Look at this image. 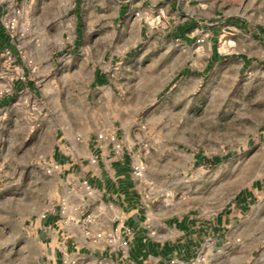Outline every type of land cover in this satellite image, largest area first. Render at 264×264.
Here are the masks:
<instances>
[{
  "label": "rangeland",
  "instance_id": "rangeland-1",
  "mask_svg": "<svg viewBox=\"0 0 264 264\" xmlns=\"http://www.w3.org/2000/svg\"><path fill=\"white\" fill-rule=\"evenodd\" d=\"M123 4L0 0L8 36L0 47V99L6 98L0 104V264H43L34 222L59 205L71 207L73 195L63 192L47 161L60 129L85 125L126 129L145 168L142 189L157 210L212 219L239 196L252 197L234 245L213 248L209 241L186 263L264 264V221L260 240L252 239L250 226L253 216L264 217V47L235 27L220 41L192 39L186 49L166 28L130 35L129 16L115 20ZM207 11L209 23L222 14L264 25V0H210ZM211 42L221 56L209 58ZM98 68L108 82L96 84ZM85 217L90 225L91 215ZM244 242L241 259H230ZM69 264L111 263L86 252Z\"/></svg>",
  "mask_w": 264,
  "mask_h": 264
},
{
  "label": "crops",
  "instance_id": "crops-1",
  "mask_svg": "<svg viewBox=\"0 0 264 264\" xmlns=\"http://www.w3.org/2000/svg\"><path fill=\"white\" fill-rule=\"evenodd\" d=\"M121 2L124 4L115 20L121 15L125 18L129 16L125 19L124 28L130 35L138 32L141 36L148 32L164 33L160 28L151 27L155 16L160 15L166 24L165 33L177 35L176 40L181 41L178 47L182 49L189 48V41L192 39L198 43L200 37L204 41L206 38L216 41L219 36L230 33L227 30L231 27H235L240 34L250 33L251 38L248 40L264 47V25L250 27L241 16L227 17L222 14L214 15L216 21L209 23L207 18L211 13L207 11V4L210 0ZM136 12L139 13L137 18ZM76 18V34L80 37V28L84 22L81 10L76 12ZM142 22L151 26L148 29L144 25L139 27L138 24ZM97 27L100 28L99 25ZM115 32L114 30L112 33ZM79 45L80 42L77 41L72 49ZM213 45L211 42L209 46L210 59L222 55ZM109 56L113 59L116 53L110 51ZM242 59L245 61V54ZM108 80L109 75L103 69L95 70L94 81L97 85ZM110 88L113 89L111 85ZM108 95L113 97L111 91ZM5 99H0V104H4ZM57 135L58 142L47 163L48 166H59L52 173L57 176L63 192L72 190L73 195L71 207L65 213L62 212V205H59L34 222L37 239L44 245L41 256L43 264H69L74 258L80 259L86 252L101 261L108 260L111 264H166L172 258L185 262L195 259L209 241L213 248L220 244L225 248L234 245L236 232L245 226L248 218L246 208L252 197L243 195L229 207L218 211L212 219L198 218L191 212L166 213L150 206L141 181L133 174V164L139 159L133 153L130 135L123 127L100 128L97 125H85L60 129ZM102 135L103 138H100ZM110 135L121 143L120 152L116 151V142L109 139ZM93 159L96 163L92 162ZM88 187L92 190L90 195ZM86 213L91 215L90 225L87 224ZM262 216L258 213L252 218L250 226L254 230V241L260 240L259 231L264 221ZM234 227L237 229L233 230ZM100 232H113L119 242L129 244L125 259L122 258L119 244L103 242L98 247L92 245L91 248L90 243L94 242L92 237ZM244 235L242 230V236ZM246 243L229 252L228 257L233 260L241 259ZM211 255L215 257L216 254Z\"/></svg>",
  "mask_w": 264,
  "mask_h": 264
},
{
  "label": "built area",
  "instance_id": "built-area-1",
  "mask_svg": "<svg viewBox=\"0 0 264 264\" xmlns=\"http://www.w3.org/2000/svg\"><path fill=\"white\" fill-rule=\"evenodd\" d=\"M154 27L156 28H166V24H165V21L163 20V18L160 16V15H156L155 16V19H154ZM204 42V39H200L198 40V43H203ZM100 138H103V136H100ZM110 140L116 142V139L114 136H111V138H109ZM122 149V145L120 142H116V151L117 152H120ZM93 163H96V160L93 159L92 160ZM59 168V166L57 164L53 165V166H49V168H47V171L49 173H52L54 172L55 170H57ZM144 165L142 163H139V162H136L133 164V174L134 176L137 178V179H141L143 178V175H144ZM89 191L88 193L89 194H92V190L90 189V187H88ZM66 209L64 206L62 207V212L65 213L66 212ZM90 217L88 219V221H90ZM63 230H65V228H63ZM129 234L131 233L130 230L127 231ZM89 233V232H88ZM94 243L96 245H100L102 244L103 242H107L108 244H111V245H114V244H119V248L120 250L122 251L123 255H122V258L125 259L126 258V255H127V251L129 250V244L127 243H122V242H119V239L118 237L116 236L115 233H108V234H105V233H97L96 235H94L92 237ZM166 264H188L184 261H181L180 259L178 258H172L170 259Z\"/></svg>",
  "mask_w": 264,
  "mask_h": 264
},
{
  "label": "trees",
  "instance_id": "trees-1",
  "mask_svg": "<svg viewBox=\"0 0 264 264\" xmlns=\"http://www.w3.org/2000/svg\"><path fill=\"white\" fill-rule=\"evenodd\" d=\"M0 12H1V7H0ZM7 40H8V36L5 34L4 32V28L1 26L0 23V47H1V43H4V46H7ZM220 158L215 157L213 160L216 162L218 161Z\"/></svg>",
  "mask_w": 264,
  "mask_h": 264
}]
</instances>
